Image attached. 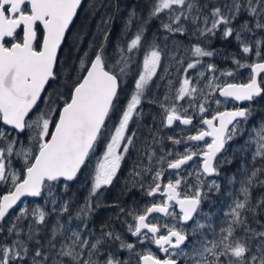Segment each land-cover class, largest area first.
Here are the masks:
<instances>
[{"label":"snow or ice","instance_id":"1","mask_svg":"<svg viewBox=\"0 0 264 264\" xmlns=\"http://www.w3.org/2000/svg\"><path fill=\"white\" fill-rule=\"evenodd\" d=\"M82 7L83 0H0V187L7 189L0 193V264H264V192L253 195L264 189V117L251 119L264 99V0H148L146 16L129 10L112 52L110 31L98 25L102 40L62 67L60 53ZM152 21L159 25L149 39ZM217 38L234 40L238 52L211 48ZM218 55L233 67L204 62ZM130 79L133 90L103 157L85 173ZM165 79L163 98H149ZM230 101L248 106L221 111ZM145 102L159 109L146 126L150 139L130 128L143 121ZM177 122L186 126L178 136H160ZM165 139L183 152L157 155ZM132 151L124 187L139 189L147 202L102 205L103 191ZM81 174L87 193L73 209L76 194L65 196ZM225 187L230 202L216 223L203 205H215L213 195ZM28 197L42 203L29 205ZM102 206L119 209L116 219L123 217L135 242L111 217L98 233L89 226Z\"/></svg>","mask_w":264,"mask_h":264},{"label":"trees","instance_id":"2","mask_svg":"<svg viewBox=\"0 0 264 264\" xmlns=\"http://www.w3.org/2000/svg\"><path fill=\"white\" fill-rule=\"evenodd\" d=\"M96 4L95 9H90V5L92 3ZM116 5H119V11L116 9ZM135 7L138 13L146 16L148 12V0H85L83 3V7L80 9L78 16L75 18L73 25L71 26V31L68 33L67 43L64 44L62 51L60 53L62 67H67L71 65L73 61H77L79 56L83 54L84 51L88 50V46L90 42L95 41V43H99L103 38V31L98 32L97 26L104 31H110L109 35V52H112L113 46L118 42V38L121 35V32L124 28L125 20L128 16V12L131 8ZM111 15L113 17L110 24L105 26L102 23V20H106L107 16ZM159 25V21H152L149 27L148 37L151 39L152 33L155 32L156 28ZM178 39H182L185 44L189 43V40L184 37H179ZM162 41V36H161ZM169 47H171L172 41L169 40ZM195 43V41H192ZM77 47L79 50H77ZM211 48H219L224 50V55L230 52H238V48L235 44V41L225 42L220 40L219 38L212 41ZM211 63H215L219 69H231L233 67L230 60H226L223 58V55H218L212 58H206ZM63 61H67L68 65H64ZM169 71L172 73V76L169 77L173 79L175 83V79L177 77V73L175 68H170ZM162 74V70H161ZM248 75V71L242 69L240 72V79L246 78ZM160 84L159 88H156L155 85L152 86V92L150 93L149 98L158 96L160 99L163 98L164 93L166 91V85L168 80H160L158 81ZM178 87V83L176 84ZM133 90V81L131 80L127 83L124 90L120 93V104L115 114L112 115L111 120L107 122V129L104 131V136L106 138L102 139L101 142L97 145L95 155L91 158L90 162L94 159L97 163L98 160L102 159L103 151L105 148L106 142H108V137L111 135V131H113V124L117 122L119 110L123 109L126 105L128 97L131 95ZM264 100V99H262ZM264 108V104L262 106ZM144 111V119L141 123H131L130 128L133 131L137 132L138 138H148V128L147 125L152 124V116L157 115L159 109L156 104H149L147 102L143 105ZM157 120L159 117L157 116ZM170 129H162L160 132V136L167 137ZM177 134L176 136H178ZM142 139L137 140V147L142 143ZM178 149L183 145H173L167 139L163 140L161 144L156 145L157 155H161L164 152H167L171 147ZM177 147V148H176ZM136 160V152L132 151L128 158L123 161L120 172L117 174V177L114 179L113 185L106 188L103 191V194L100 197L102 205H109L114 202H118L123 207H129L133 205V202L136 201L140 205H143L147 202L148 198L143 196V193L139 191V189H133L131 193H128L125 189V183L130 180V169L133 166V161ZM89 162V164H90ZM85 173L89 172L87 169L84 170ZM85 175L81 174L80 178L69 185V191L67 192L65 198L70 197L73 193L76 194V200L73 204V209H75L76 205L83 201L84 196L87 193V188L83 187L84 185ZM193 181V180H192ZM263 190H257L254 192V196L260 195ZM223 193V192H222ZM221 194H214L212 199L216 202H219L222 199ZM27 203L31 205L32 203H42L40 199L37 200H28ZM206 207V203L203 205ZM119 211L118 208L112 207H100L95 215L92 217V223H90V227L95 228L97 233L99 231L100 225L105 221H108L111 217V223L116 228L117 231L122 232L128 242H135L136 238L131 236L126 231V225L122 224L120 221L123 220L121 216L120 219H116V214ZM14 214V213H13ZM11 219V217H9ZM62 221H66L67 217H62ZM264 220V217H261ZM56 221V216L53 214L48 219V223L46 225L45 230L41 233L42 237L47 236L48 230L52 227V225ZM78 221H73L72 226L75 227ZM255 226V225H254ZM125 249L120 250V254L124 253ZM123 257V254L121 258Z\"/></svg>","mask_w":264,"mask_h":264},{"label":"rangeland","instance_id":"3","mask_svg":"<svg viewBox=\"0 0 264 264\" xmlns=\"http://www.w3.org/2000/svg\"><path fill=\"white\" fill-rule=\"evenodd\" d=\"M205 63H211L209 60H207L206 58H205V61H204ZM221 70H224V69H221ZM192 75H195V72H192L191 73ZM217 75H219V73H217ZM131 81V79L128 81V83ZM179 86V85H178ZM219 99H221L222 101H223V98H221V97H218ZM231 102V101H230ZM230 102H228V103H230ZM228 103L227 104H224L221 108H220V110L222 111V110H224L225 108H229V106H228ZM263 104H264V100H262V99H260L259 101H258V104L257 105H255V107H257V109H258V111L257 112H255L254 114H253V117L251 118L252 119V121L253 122H256V121H260L261 120V118L262 117H264V111H260L259 109H261L262 108V106H263ZM248 106V105H247ZM246 106V107H247ZM213 108H215L216 107V105H213L212 106ZM195 123H198V121H194ZM186 126H183V125H176V126H174L172 129H170L168 132H169V134H168V136L169 135H171V136H176L177 134H179L180 133V129L181 128H185ZM114 130V129H113ZM185 134H188L187 132H185ZM104 138H106V135L104 136ZM106 144H107V142H106ZM106 144H105V146H106ZM177 148V147H176ZM183 150H184V146H181V147H178V149H175V146L174 147H171L169 150H167V151H178V152H183ZM104 151H105V148H104ZM104 151H103V153H104ZM102 157H103V155H102ZM96 162V160L94 159L92 162H90V164H89V167L87 168V170L88 171H90V170H92V169H94L95 168V166H96V164L97 163H95ZM98 162V161H97ZM122 164V163H121ZM189 171H191L192 169L191 168H189L188 169ZM233 170V168H231V166H228L226 169H225V172H227L228 174H230L231 173V171ZM191 182H194V178H193V181H191ZM260 191H262V190H260ZM264 191V190H263ZM223 193H222V199L219 201V202H216V204L215 205H213L212 207H210L209 206V204L208 203H206V207H203L204 208V211L205 212H209V211H211V212H213V213H215L216 215L213 217V219H214V221L216 222V223H219V219L220 218H222V211L223 210H226V207H227V204L230 202V201H228V199H227V196H226V193L228 192V188L227 187H225L224 189H223V191H222ZM23 206V205H22ZM135 238V237H134ZM142 247H145V248H148V247H150L147 243H145L144 245H142ZM151 248V247H150ZM152 250V249H151ZM153 252H154V250H152ZM155 253V252H154ZM123 254V259H127L128 258V256H129V253H128V251L125 249L124 250V253H122ZM122 254H120L121 256H122ZM133 259H135V257H133Z\"/></svg>","mask_w":264,"mask_h":264},{"label":"flooded vegetation","instance_id":"4","mask_svg":"<svg viewBox=\"0 0 264 264\" xmlns=\"http://www.w3.org/2000/svg\"><path fill=\"white\" fill-rule=\"evenodd\" d=\"M228 106H229V108H234V107H237L233 102H230V103H228ZM259 121H256V122H253V123H258ZM177 125H178V122H177ZM122 163H123V161H122ZM121 166H122V164H121ZM231 168H233V166H231ZM119 172H120V170H119ZM118 172V173H119ZM258 190H264V189H258ZM7 191V189L6 188H4V187H0V193H4V192H6ZM150 247H151V249L152 250H154V252H155V254H157L158 256H160L161 258H163L164 257V253H162V252H160L157 248H156V246L155 245H150V244H148ZM145 248V247H144Z\"/></svg>","mask_w":264,"mask_h":264},{"label":"water","instance_id":"5","mask_svg":"<svg viewBox=\"0 0 264 264\" xmlns=\"http://www.w3.org/2000/svg\"><path fill=\"white\" fill-rule=\"evenodd\" d=\"M84 1L85 0H83V3H84ZM79 11L80 10H78V13H79ZM74 21H75V19H74ZM72 26V25H71ZM71 26H70V28H71ZM222 98V97H221ZM224 99V98H223ZM233 103H235L236 105H237V107H246V105L248 104V102H243V101H232ZM227 109H229V110H231V109H233V108H227ZM225 110V109H224ZM223 111V110H222ZM22 199H25V198H22ZM28 199H33V200H35V199H39V198H31V197H28V198H26V201L28 200Z\"/></svg>","mask_w":264,"mask_h":264}]
</instances>
